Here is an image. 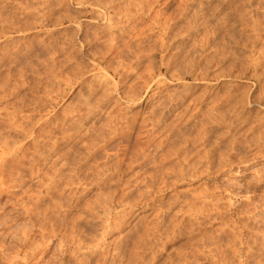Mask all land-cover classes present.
<instances>
[{"label":"rangeland","instance_id":"374dc122","mask_svg":"<svg viewBox=\"0 0 264 264\" xmlns=\"http://www.w3.org/2000/svg\"><path fill=\"white\" fill-rule=\"evenodd\" d=\"M146 1L147 0H145V2ZM217 1L218 0H148L149 3H144L147 6L144 5L141 16L134 17L135 19L132 21L135 23L134 25L137 24L136 28L138 27L137 29L140 30V33L142 34L143 32V37L139 35V39L140 41L142 38L143 40L145 39L142 41L145 42V44L143 43L144 45L142 44V46L141 43H139L142 47L139 45L134 54L131 51L129 53L128 48H126L128 51L124 49L125 52L123 51V55H117V51L114 50L109 55L115 57L117 62L112 60L114 59L113 57L110 58L111 56H108V59L106 58L103 62L101 61V63H99V60H101L99 55L101 52L99 53V51L102 50V52H106V49H101L102 46V48H106V46H104L100 39L103 33H105L103 31V26L106 23V19L96 15L97 11H101L98 8L92 5L90 6V4L87 3L84 4L79 1L78 3L75 0H0V32H2V30L5 33L7 32L6 34L0 33V60L2 61H0V87H3V81L1 80L4 79L6 83L5 90L7 89V91H9H5L7 94L5 99L11 94L7 98L9 100L7 104L11 102V105L8 106L12 111L7 109L8 111H15L14 113H17V110L20 109L18 106L23 102L24 104H22L25 105V107L21 104L23 107L22 113L31 115L32 113L38 112V114L36 113L37 115L41 114L39 118L36 114L33 116V118L35 116L37 117L38 124L42 123L44 119L46 120L54 115L56 116V114V118L61 120L60 117L67 118L68 116H72V113L76 114L75 111L78 110L77 107L79 108V105H81L79 103H83L87 98L88 89L94 84L96 78L100 77L106 79L107 86H103V89L106 90L104 94L108 96L104 98L105 95H102L104 99L101 98L100 100L102 107L105 105L104 109L101 108L106 113H102L103 115L101 114V116L99 115L100 120L98 117L93 121L94 123L92 122L94 127L96 126L94 128L96 132L97 130H102L104 132L105 140H103L104 142L100 141L98 143L100 149L95 152L94 155L96 156L95 159L101 161H99L100 163L106 162L112 164L113 162V164H117L118 169L116 172L114 171L113 179L111 178L107 183L98 188L93 186L89 187V190L87 189L77 202L78 205L76 204L74 207L71 206L68 209L69 212L66 211L68 212L66 214L68 216L67 219L70 217H78V215L83 213L82 211L85 203L87 204L89 201L92 202L93 200L95 202L103 197L105 198V196L102 197V195H106L107 192L108 195L112 194L115 198L120 194L128 193L124 195L126 199L125 206L120 209L122 211L120 213L121 216L118 215L115 218V221L117 220L118 223L117 221L113 223L116 226H108L114 219H106L107 221L103 222L105 218L103 220L101 216L98 217L99 219L93 216L90 219L93 220L94 223H97L96 226L98 227V230L95 229V231H93V229L89 228L90 226L87 227V224L81 221L83 222L82 225L84 229L88 232L90 231L88 233L90 235H87L88 239L90 240L91 237L90 241L95 244V248L97 247V249H99H96L98 253L95 252L92 258L93 262H95V258V260L98 258V260H101L103 258L106 260L105 264H112L114 262L115 264H207L210 260V264L214 262H216L214 264H264V252H261L264 248L260 246L264 243V240H262V238H264V236H262L264 235V221H262L264 220V218H262L264 217V212H262L264 211V181H261L264 180V174H262L264 173V124H262L264 123V105L260 107L256 105V101L260 99L256 100L254 103V100L259 97L256 95L260 94V90L257 82L251 77L252 71L246 59L245 47L241 44L245 41L243 38L244 35L240 32H237V34L235 30H230L232 26L220 29V25L218 24L209 25L210 27H208L210 29L207 27L206 30L208 31L200 33L199 35L201 36L196 35L195 37L198 36L197 38H187L183 34L187 32L185 27L189 26L187 22L191 20V17H200L202 12L208 9L209 4H216L215 2ZM181 2L184 4L182 5ZM236 2L240 4L247 2L249 4L247 9L249 11L252 10L254 14L264 12V0H236ZM48 5H52L53 9L51 12L54 13H51L50 21L45 23L44 26L38 23V19L35 20V17L31 18V16H29L33 11H39L40 7L43 10ZM124 6L126 7V2H124L123 7ZM147 7L150 12L147 10ZM129 8L131 11L134 9L133 7ZM197 9H200V11ZM134 12L136 13L137 11L133 10L131 13ZM147 12H149V15ZM158 12L163 13L162 15H164V17L161 14L160 16ZM198 13L201 14L199 15ZM146 15L148 17H146ZM151 15L154 17L151 18ZM167 15L170 19L172 17L176 19L177 17V25H175L174 29L170 32L171 34L168 33V35L160 37L157 30L161 27V23L167 18ZM170 15L172 16L170 17ZM58 16H62L60 21H56ZM179 18H182L184 21L181 22ZM175 19L173 20L175 21ZM32 22H34L35 25L34 23L32 24ZM30 23L33 25L31 26L32 28L30 27ZM121 25L126 28L125 33L127 35V28L129 29L127 26L128 24H124L123 22ZM153 25L155 26L153 27ZM177 30H179V32H177ZM129 31L127 37L124 35L125 33L123 34L125 40L122 36L125 43L126 39H130L129 34L130 36L132 34V29H129ZM171 35L175 36L171 38ZM238 36H240L241 39ZM96 37H100L99 40L98 38L95 39ZM158 37L163 41L161 48L159 47L160 38L158 39ZM122 38L120 37L121 41L118 38V44H122ZM132 40L130 39V42H132ZM124 41L123 44L125 46ZM65 43L68 44L66 45ZM247 46L249 47V43H247ZM119 50L122 51V48ZM46 51H48V53ZM66 52L69 53L67 54ZM136 55L139 56V62H137V59L134 57ZM138 56H136V58H138ZM67 57H69L70 60L67 59ZM49 58L51 62L52 59L56 60V73H53V76H55L53 78L49 76L50 74H47L48 68L46 67V63L49 61ZM109 58L111 59L110 62L112 65H110L108 61ZM66 60L70 62L68 61L67 63ZM127 61L129 63H127ZM191 61L195 62V64ZM51 62H48V64ZM120 62H122V64ZM190 62L192 63L191 65L188 64ZM202 62H207L206 64L208 66ZM77 63V66L83 73L81 77H77L73 74V68H75L73 65ZM161 63L163 64L161 65ZM108 64L110 66H108ZM196 64H198V66H196ZM49 65L51 66L52 64ZM58 66L59 69H57ZM112 66H114V68ZM199 67L201 70H198L200 69ZM117 69L118 71L119 69L120 71H124L125 69L124 72L128 75L124 74L121 78L118 77L116 74L118 72ZM203 74L206 76H202ZM214 74L218 76L215 75L216 77H214ZM201 76L205 77V79L201 78ZM47 78L50 79L48 80ZM95 87H97L96 83ZM229 92H232L234 95L237 94V96L242 94L244 97L243 107L241 108L242 112H244L242 114L244 115L241 118L239 117L241 120L239 118H234L236 116H234L235 114L232 112V106L230 108L231 104L228 105L229 103L225 100L226 97L228 98ZM99 94L97 93V95ZM16 95L22 99L16 97ZM105 99L106 101H104ZM13 100H16V104H20L15 107V104H12L15 103ZM105 103H110V105H106ZM29 109H33L35 112ZM28 110L30 112H28ZM103 110L101 112H103ZM108 113L110 116L108 117L109 121L107 118H104V114L107 115ZM245 115L247 118L244 117ZM218 116L222 119V125L220 123L221 119ZM80 117L82 121L84 116ZM235 119L238 123L234 121ZM35 121L37 120H33L34 123ZM228 121H231V123L233 122V124L230 122L228 123ZM82 122H84V120ZM248 122L252 123V125L260 123L262 127H260L259 130V128L254 126L253 130H249L246 127V123ZM152 123H154L156 127L152 126ZM38 124H34V126ZM234 124H238V126L236 125L237 127H235ZM239 124H242V126ZM203 128L205 129L203 130ZM29 139V137H26L25 142L29 141ZM203 140L206 141L204 142ZM166 153L168 156L165 155ZM188 154L194 159L189 157ZM187 155L189 157L187 158L188 160L186 159ZM185 159L186 161L184 162ZM91 160H94V157H91ZM175 162H177L178 165L182 163L183 166L187 168L188 165H190L189 167H192L194 172L189 168L190 170L188 169L185 171L183 176L175 181L174 185L168 184L167 186H162V180L167 181L173 176V170L179 167ZM187 162H189L188 165L186 164ZM175 166L178 167L175 168ZM201 166L204 167L202 168ZM168 175L172 176L167 177ZM170 179L168 181H170ZM84 180L82 181L86 182L87 179ZM82 181L79 184L80 186L78 185L79 187L85 186V183L83 184ZM145 183H147L148 187ZM157 185H160V188ZM194 195L196 197H194ZM11 199L5 195L0 196V214L5 216L0 215V220H5L6 217L8 218L6 220L10 218L12 220L10 223L11 228H8L9 230L6 236L0 237V244L5 243V247H7L6 245L8 244V250L6 252L5 249V253L8 254L9 251V256L10 254L14 255L12 252L16 249L15 244L18 243H15L14 240L16 239V241L21 242L22 236H19L21 231L23 232L25 228H27L25 232L29 233V235L32 231H35L34 228L32 230L26 216L22 215L20 209L17 210L18 206L12 204L13 200ZM206 210L209 211L205 212ZM254 213L258 218L253 216ZM217 214H219V216ZM203 216L208 218H203ZM247 217L249 222H246L248 221ZM241 221H244L243 223H247L250 227L254 228H252L253 233L249 235V241H253L248 243V247L250 246L249 249L251 251L248 247H246L247 249L244 248V250L248 252L246 253V257L240 254L238 255V253H236V255L233 254L234 252L231 250V247H229V240L227 241V239H230V229L233 230L232 227L237 226L234 227V229L236 228L237 230L243 229L240 225ZM102 222L104 223V225H102L103 227L100 226ZM230 224L234 225L231 227ZM29 225L30 227H27ZM224 225H227L225 227L226 229H224ZM107 226L110 230L106 228ZM229 226L230 228H228ZM219 227L220 229H218ZM221 228L223 230H221ZM29 230L32 231L30 232ZM219 230L221 232L223 231V234L220 233ZM224 230L228 231L225 232ZM1 231L3 230L0 229V232ZM215 232H219L220 240L217 238L218 234ZM35 234L36 232L32 234V237L34 239L36 238L37 242H40V240L38 241V239H40L38 233L36 236ZM92 234L93 237H99L96 239L95 237L92 238ZM17 238L20 240H17ZM216 238L219 241L216 240ZM45 239L48 240V238ZM93 239L95 242H93ZM214 240L215 243H213ZM244 240L245 238L240 241L238 240L239 244L243 247L245 245ZM57 241L56 238L52 241L49 240V245L43 252V261H41L40 264H75L74 262H76V260L72 256H68L66 253H62V251L58 250L59 245H57ZM118 241L122 242V246L120 248L121 250H119L120 255L117 256V251L115 252L114 249ZM205 242L208 243L207 245L209 246L208 260L204 259L203 254L205 252V244L203 243ZM42 246L43 245H41V247ZM214 246H218L217 248H219L217 249V255L214 254ZM228 248L230 251H228ZM210 249L213 252L212 257L210 256ZM71 251L76 252L73 249H71ZM29 252L30 250L28 253ZM248 255L251 256L249 257ZM214 256L217 257L215 258ZM257 257L262 258L258 260ZM3 260V257H0V264H5ZM93 262L92 264H94Z\"/></svg>","mask_w":264,"mask_h":264},{"label":"bare ground","instance_id":"6f19581e","mask_svg":"<svg viewBox=\"0 0 264 264\" xmlns=\"http://www.w3.org/2000/svg\"><path fill=\"white\" fill-rule=\"evenodd\" d=\"M76 2H80V3H87L90 4V6H94L96 8H98L101 11H97L96 15L98 17H103V19H106V23L103 26V31L105 33H103V35L101 36V40L104 44V46H106V48H102L101 49H106V52H102L99 51V53L101 52L100 55V59L99 63H101V61L103 62L108 56L110 57L112 53V51H117V55L119 54H124V49L126 50V48H128L129 53L130 51L133 52V54L136 52V50L139 47V43H141V45L145 42L143 38L140 41L139 39V35L142 36V34L140 33V30H138L136 28V25H134L135 23H133L132 21L136 18L141 16V14L143 13V9H144V5L147 6L146 2H148V0L145 2V0H75ZM216 1V0H215ZM74 2V1H73ZM78 2V3H79ZM124 2H126V7H123ZM187 2V1H186ZM190 2V1H189ZM214 2V1H212ZM31 3V2H30ZM35 3V2H34ZM57 3V2H56ZM146 3V4H144ZM149 3V2H148ZM211 3V2H210ZM216 4H209L208 9L205 10V12H202V15L198 18L197 17H191V20H188L187 23H189V26L185 27L187 29V32L183 33L187 38H191V37H195L196 35H199L200 33H204V31H208L206 30L207 27L211 24H218L220 25V29H225L227 26H232V28L230 30H235V32H240L241 34H243V38L245 39V41H243L241 44H243V46L245 47V54H246V59L248 61V64L251 68V77L257 82V85L259 87L260 90V94L256 95L258 98L254 100V103L256 100L257 103L256 105L258 107H260L261 105H264V12L260 13V14H254L252 12V10H248V6L249 4L247 2H243V3H238L236 2V0H218L217 2H215ZM182 4V2H181ZM184 4V3H183ZM182 4V5H183ZM192 4V3H191ZM200 4V3H199ZM198 4V5H199ZM24 5V4H23ZM33 5V4H32ZM53 5V4H52ZM52 5H48L45 9H39V11L37 10L36 12H32L31 18L35 17V20L38 19V23L40 25H43L45 23H47L48 21H50V16H51V11H52ZM189 6V5H188ZM3 7V6H2ZM58 7V6H57ZM129 7H133L134 11H137L136 13H131L133 12V10L131 11ZM196 7V6H195ZM35 8V7H34ZM44 8V7H43ZM56 8V7H55ZM185 8V7H184ZM146 9V8H145ZM151 9V6H150ZM147 10L148 7H147ZM146 10V11H147ZM200 11V9H197ZM4 11V10H3ZM54 11V10H53ZM198 11V12H199ZM254 11V10H253ZM150 12V10H149ZM149 12L148 15H149ZM30 13V11H29ZM54 13V12H53ZM52 13V14H53ZM87 13V12H86ZM159 13V12H158ZM175 13V12H174ZM27 14V13H26ZM58 14V12H57ZM102 14V15H101ZM152 14V13H151ZM162 15L163 13H159V15ZM166 14V13H165ZM199 15L201 13H198ZM23 15V14H22ZM138 15V16H135ZM160 15V16H161ZM179 15V14H178ZM63 16V15H62ZM61 16V17H62ZM164 17V15H162ZM172 15H170L171 17ZM182 16V15H181ZM190 16V15H189ZM13 17V16H12ZM60 16H58L56 21H60ZM67 17V16H66ZM135 17V18H134ZM144 17V16H142ZM146 17H148L146 15ZM150 17V16H149ZM154 17L153 15H151V18ZM159 17V16H158ZM166 17V16H165ZM184 17L186 18V16L184 15ZM18 18V17H17ZM25 18V16H24ZM160 18V17H159ZM168 18V19H167ZM164 19V21H162L161 23V27L157 30L158 31V35L161 36H165L168 35V33H170L175 25H177L176 20L178 19L176 17L173 18L175 19V21L171 18L168 17ZM189 18V17H188ZM187 18V19H188ZM19 19V18H18ZM154 19V18H153ZM182 21H184L182 18H179ZM190 19V18H189ZM34 20V19H33ZM152 20V19H151ZM140 21V20H139ZM173 21V22H172ZM187 21V20H186ZM37 22V21H35ZM128 24L127 26L129 27V29H132V34L129 37L132 40V42H129L126 39V43H125V37L123 36V34L126 32V28L124 26L121 25V23L123 24ZM126 22V23H125ZM26 23V21H25ZM29 23V22H28ZM34 22H32L33 24ZM38 24V25H39ZM35 25V23H34ZM184 25V23H183ZM193 25V26H192ZM33 26L30 23V27ZM99 26V25H98ZM155 25H153L154 27ZM181 26V25H180ZM212 26V25H211ZM140 27V26H139ZM147 27V26H146ZM210 27V26H209ZM208 27V28H209ZM32 28V27H31ZM100 28V27H99ZM156 28V27H155ZM184 28V29H185ZM129 29L127 28L128 33L130 32ZM143 29V28H142ZM210 29V28H209ZM212 29V28H211ZM152 30V29H151ZM215 30V29H214ZM217 30V29H216ZM144 31V30H141ZM185 31V30H184ZM100 32V31H99ZM148 32V31H147ZM177 32H179V30H177ZM214 32V31H213ZM219 32V31H218ZM1 34L5 32H0ZM128 33L126 35V33L124 34L126 37L128 36ZM171 34V33H170ZM182 34V35H183ZM238 34V33H237ZM144 35V34H143ZM211 35V34H210ZM221 35V34H220ZM225 35V34H224ZM231 35V34H230ZM229 35V36H230ZM233 35V34H232ZM236 35V34H235ZM87 36V35H86ZM122 36L124 37V40L122 38ZM146 36V34H145ZM149 36V35H148ZM172 36V35H171ZM175 36V35H174ZM174 36H172L171 38H173ZM179 36V35H178ZM201 36V35H199ZM205 36V35H204ZM120 37L122 38V44L123 41L125 43L121 45L118 44V38L121 41ZM128 37V38H129ZM143 37V36H142ZM158 37V39L160 38ZM198 37V36H197ZM195 37V38H197ZM206 37V36H205ZM228 37V36H227ZM233 37V36H232ZM240 37V36H238ZM98 37H96L95 39H97ZM98 38V40H99ZM145 38V37H144ZM149 38V37H146ZM207 38V37H206ZM156 39V40H158ZM194 39V38H193ZM233 39V38H232ZM241 39V37H240ZM42 40V39H41ZM97 40V41H98ZM154 40V39H153ZM162 39L160 38L159 43H160V48L161 45L163 44V41H161ZM167 40V39H166ZM172 40V39H171ZM195 40V39H194ZM202 40V39H201ZM150 41V40H148ZM44 42V41H43ZM158 42V41H157ZM150 43V42H149ZM226 43V42H225ZM228 43V40H227ZM247 43H249V47L247 46ZM43 44V43H42ZM66 44V43H65ZM68 44V43H67ZM66 44V45H67ZM143 44V45H144ZM231 44V43H229ZM234 44V43H232ZM240 44V43H239ZM62 45V44H61ZM64 45V44H63ZM122 48V51L119 50L120 48ZM140 45V47H142ZM47 46V45H46ZM57 46V45H56ZM122 46V47H121ZM155 46V45H154ZM153 46V47H154ZM223 46V44H222ZM241 46V45H240ZM63 47V46H62ZM65 47V46H64ZM125 47V48H123ZM148 47V46H146ZM49 48V47H48ZM56 48V47H55ZM71 48V47H68ZM241 48V47H240ZM51 49V48H50ZM131 49V50H130ZM142 49V48H141ZM150 49V48H149ZM176 49V48H175ZM243 49V48H242ZM126 50V51H128ZM156 50V49H155ZM212 50V49H211ZM49 51V49H48ZM48 51H46L48 53ZM57 51V49H56ZM55 51V53H56ZM124 51V52H123ZM140 51V50H138ZM145 51V50H143ZM152 51V50H151ZM64 52V51H63ZM123 52V53H121ZM153 52V51H152ZM239 52V51H237ZM243 52V51H242ZM54 53V54H55ZM67 54L69 52H66ZM116 53V52H113ZM140 53V52H139ZM143 53V52H142ZM149 53V52H148ZM204 53V51H203ZM51 54V53H50ZM132 54V53H131ZM138 54V53H137ZM241 54V53H240ZM244 54V52H243ZM70 55V54H69ZM126 55V54H125ZM140 55V54H139ZM143 55V54H142ZM147 55V54H146ZM203 55V54H202ZM60 56V55H59ZM68 56V55H67ZM132 56V55H131ZM138 56V55H136ZM136 61L139 62V56ZM152 56V55H151ZM150 56V57H151ZM175 56V55H174ZM205 56V55H204ZM238 56V55H237ZM241 56V55H240ZM48 57V56H47ZM52 57V56H51ZM57 57V56H56ZM55 57V58H56ZM75 57V56H74ZM113 56H111L110 58H112ZM141 57V55H140ZM143 57V56H142ZM146 57V56H145ZM149 57V56H148ZM239 57V56H238ZM15 58V57H14ZM63 58V57H62ZM76 58V57H75ZM109 58V62L110 59ZM114 59H112L113 61L115 59V57H113ZM132 58V57H131ZM190 58V57H189ZM202 58V57H201ZM240 58V57H239ZM33 59V58H32ZM40 59V58H39ZM57 59V58H56ZM67 59L70 60L69 57H67ZM99 59V58H98ZM108 59V58H107ZM199 59V58H198ZM238 59V58H237ZM29 60V59H28ZM47 60V59H46ZM45 60V61H46ZM48 62L50 61V58L48 59ZM61 60V59H60ZM69 60H66V62L68 63ZM121 60V59H120ZM129 60V59H127ZM132 60V59H131ZM169 60V59H167ZM1 61V60H0ZM59 61V60H58ZM57 61V62H58ZM107 61V60H106ZM112 61V62H113ZM124 61V60H123ZM152 61V60H151ZM222 61V60H221ZM2 62V61H1ZM20 62V61H19ZM39 62V61H38ZM43 62V61H42ZM47 64V74L49 76H53V73H56L55 68H56V60L52 59V62L49 64H52L51 66ZM70 62V61H69ZM77 62V61H76ZM125 62V61H124ZM131 62V61H130ZM147 62V61H146ZM192 62V61H191ZM188 63V64H195V62L192 63ZM108 63V62H107ZM122 64V62H120ZM127 63H129L127 61ZM134 63V62H133ZM143 63V62H142ZM185 63V62H184ZM203 63V62H202ZM205 63V62H204ZM203 63V64H204ZM207 63V62H206ZM205 63V64H206ZM31 64V63H30ZM59 64V62H58ZM65 64V63H64ZM75 64V63H74ZM120 64V65H121ZM163 63H161L162 65ZM168 64V63H167ZM187 64V65H188ZM45 65V64H44ZM62 65V64H61ZM71 65V64H70ZM78 63L75 66V68H73V74H75L77 77L78 76H82V72L80 70V68L77 66ZM110 65L111 62H110ZM108 64V66H110ZM116 65V64H115ZM114 65V66H115ZM130 65V64H129ZM169 65V64H168ZM189 65V66H190ZM207 65V64H206ZM26 66V65H25ZM34 66V65H33ZM63 66V65H62ZM114 66H112L114 68ZM118 66V65H117ZM123 66V65H121ZM135 66V65H134ZM193 66V65H192ZM196 66H198V64H196ZM200 66V65H199ZM208 66V65H207ZM40 67V66H39ZM45 67V66H44ZM137 67V66H136ZM146 67V65H145ZM169 67V66H168ZM194 67V66H193ZM205 67V66H204ZM31 68V67H30ZM43 68V66H42ZM41 68V69H42ZM117 68V67H115ZM132 68V67H131ZM147 68V67H146ZM200 68V67H199ZM202 68V66H201ZM198 69V70H201ZM57 69H59V66L57 67ZM56 69V70H57ZM72 69V68H71ZM121 69V68H120ZM118 71L117 69V76L118 77H122L125 74V69L124 71ZM123 69V67H122ZM130 69V68H129ZM206 69V68H205ZM83 70V69H82ZM167 70V69H166ZM226 70V69H225ZM232 70V69H231ZM127 71V70H126ZM139 71V70H138ZM173 71V70H172ZM179 71V70H178ZM191 71V70H190ZM210 71V70H209ZM220 71V70H219ZM30 72V71H29ZM44 72V71H43ZM85 72V71H84ZM203 72V71H202ZM207 72V71H206ZM245 72V71H244ZM128 73V72H126ZM214 73V72H213ZM229 73V72H228ZM88 74V73H87ZM202 74V73H201ZM219 74V73H218ZM225 74V73H224ZM234 74V73H233ZM232 74V75H233ZM238 74V73H237ZM38 75V74H37ZM36 75V76H37ZM46 75V73H45ZM47 75V76H48ZM56 75V74H54ZM128 75V74H125ZM205 74H203L202 76H204ZM218 76L217 74H214V77ZM220 75V74H219ZM227 75V74H226ZM243 75V74H242ZM241 75V76H242ZM6 76V75H5ZM199 76V75H198ZM204 78L205 77H202ZM206 76V75H205ZM209 76V75H208ZM221 76V75H220ZM238 76V75H237ZM65 77V76H64ZM63 77V78H64ZM99 77V76H98ZM194 77V76H193ZM210 77V76H209ZM206 77V78H209ZM45 78V77H44ZM51 78V77H50ZM49 78V79H50ZM145 78V77H144ZM200 78V79H201ZM3 79V77H2ZM48 79V78H47ZM48 79V80H49ZM55 79V78H54ZM85 79V78H84ZM95 79V78H94ZM123 79V78H122ZM198 79V78H197ZM203 79V80H204ZM241 79V78H240ZM10 80V79H9ZM20 80V79H19ZM36 80V79H35ZM38 80V79H37ZM68 80V79H67ZM199 80V79H198ZM209 80V79H208ZM3 81V87H0V196H7L10 197L11 200H13L12 204H15L17 207V210L20 209V211L22 212V215L26 216L27 220H29V224L32 227V230L34 228L35 231H30L31 234L29 235V233H26L25 230L27 228H25V230L22 232L21 234H19V236L21 235V242L16 241V239L14 240L16 245V249L12 252L14 253V255L9 256V251L8 254L5 253V249L6 252L8 250V244L6 245L7 247H5V243H1L0 244V257H3V261H5V264H40L41 261H43L42 259V255L43 252L46 250V247H48L49 245V240L52 241L53 239L56 238V240H58V250L62 251V253H66V255H70L72 256L76 262H74L75 264H92L93 260V256L95 255V252L97 247L95 248V244H93L90 240L88 239L87 235L89 232L87 230L84 229L82 223L85 222V224H87V227L90 226V229H93V231H95V229L98 230V227L96 226L97 223H94L93 220H91L90 218L95 216L96 218H98L99 216L103 217V220L105 218L106 219H114L111 223H109V227L110 225L114 226L116 221L115 218L120 215V213L122 212L120 209L123 208L125 206V197L124 195L126 194H120L118 195V197H114L112 194L108 195V192L106 195H102L105 196V198H101L98 201H93L89 203H85L84 205V209H83V213H81V215H78V217H70L67 219V213L69 212L68 209L71 206H75L77 204V202L80 200V198L82 197V195H84L83 193L88 189L89 187L93 186V187H100L103 184L107 183L113 176H114V171L116 172V170L118 169L117 164H108L106 162H102L100 163L97 159H95V152H97L100 149V145H98V143L104 142L103 140H105V135L104 132L102 130H97V132L95 131L96 129H94V120L96 118H98L100 120V116L102 113H106L103 109L104 106L102 107L101 105V98L102 95H105L104 92L106 90H104L103 88L105 86H107L106 83V79L105 78H96L94 81V84H92L89 89H88V93H87V98L84 100L83 103H79L81 105H79L80 107L77 109L75 112L76 114L72 113V116H68L67 118H63L60 117L61 120L57 119L56 116L54 115L53 117L47 118L46 120L44 119V121H42V123H39L41 125L38 124V119L40 115H37L38 112H35L33 109H29L30 111H34L35 113H32L31 115L27 116L25 113H22V105L23 104L19 101L20 104L18 106V104H16V100L14 101L15 103H12L13 105L15 104V107H19L20 109L17 110V113L14 112H10L12 111L10 109V107L8 105H11L10 103L7 104L9 102V100L7 99L8 97L5 96L7 95L5 91H7L6 88V83L4 82L5 80H1ZM85 81V80H84ZM83 81V82H84ZM22 82V81H21ZM38 82V81H37ZM87 82V81H86ZM1 83V82H0ZM8 83V81H7ZM47 83V82H46ZM95 83L97 85V87H95ZM144 83V82H143ZM49 84V83H48ZM224 84V83H223ZM2 85V84H1ZM12 85V84H11ZM19 85V84H18ZM225 85V84H224ZM16 86V85H15ZM104 86V87H103ZM222 86V85H221ZM227 86V85H226ZM229 86V85H228ZM231 86V85H230ZM95 87V88H94ZM3 88V89H2ZM18 88V87H17ZM20 88V87H19ZM225 88V87H224ZM245 88V87H244ZM9 89V88H8ZM11 89V88H10ZM15 89V88H14ZM233 89V88H232ZM247 89V88H246ZM20 90V89H19ZM42 90V89H41ZM24 91V90H23ZM4 92V93H3ZM9 92V91H7ZM100 92V94H99ZM228 92V91H225ZM243 92V91H242ZM30 93V92H29ZM97 93L99 95H97ZM107 93V92H106ZM109 94V93H107ZM235 94V91H234ZM232 94V92L228 93V98L226 97V101L229 103L228 105H230V108L232 106V109L234 112V118H241L243 117L244 112H242V107H243V102H244V97L242 96V94L239 96ZM247 94V93H246ZM4 95V96H3ZM18 95V94H17ZM16 95V97H18ZM46 95V93H45ZM97 95V96H96ZM13 96V95H12ZM105 95L104 98H106ZM226 96V95H224ZM255 96V98H256ZM14 97V96H13ZM21 98V97H18ZM27 98V97H26ZM30 98V97H29ZM96 98V100H95ZM100 98V99H99ZM102 98V99H104ZM15 99V98H12ZM17 99V98H16ZM22 99V98H21ZM25 99V98H24ZM94 99V101H93ZM111 99V98H110ZM133 99V98H132ZM250 99V98H249ZM252 99V98H251ZM8 100V101H7ZM32 100V99H31ZM37 100V99H36ZM181 100V99H180ZM219 100V99H218ZM252 100V102H253ZM23 101V100H22ZM39 101V100H38ZM103 101V100H102ZM106 101V99L104 100ZM37 102V101H36ZM35 102V104H36ZM108 102V99H107ZM110 102V100H109ZM174 102V101H173ZM34 103V101H33ZM40 103V101H39ZM156 103V102H155ZM165 103V102H164ZM28 104V102H27ZM26 104V106H27ZM106 105H110V103H105ZM215 104V103H214ZM224 104V103H223ZM12 105V106H13ZM30 105V104H29ZM28 105V106H29ZM41 105V104H40ZM220 105V104H219ZM226 105V106H228ZM25 107V105H23ZM214 106V105H213ZM245 106V105H244ZM9 107V108H8ZM38 107V105H37ZM36 107V108H37ZM103 109H102V108ZM118 107V106H117ZM7 109H10V111H8ZM109 109V108H108ZM168 109V108H167ZM229 109V108H228ZM231 109V110H232ZM28 110V112H30ZM39 110V109H38ZM47 110V109H46ZM103 110V112H101ZM196 110V109H195ZM230 110V111H231ZM107 111V110H106ZM116 111V110H115ZM159 111V110H158ZM224 111V110H223ZM245 111V110H244ZM68 112V111H67ZM37 113V114H36ZM44 113V111H43ZM63 113V112H62ZM71 113V112H70ZM67 113V114H70ZM115 113V112H114ZM30 114V113H29ZM34 114L37 115V117L33 118ZM65 114V113H64ZM63 114V115H64ZM66 114V116H67ZM74 114V115H73ZM232 114V113H231ZM229 114V115H231ZM61 115V114H60ZM100 115V116H99ZM103 115V114H102ZM105 117L107 118L110 117L109 113L106 115L104 114ZM111 115V114H110ZM121 115V114H120ZM209 115V114H208ZM248 115V114H247ZM80 116H84L82 119V121L84 120V122L81 121V117ZM107 116V117H106ZM125 116V115H124ZM214 116V115H213ZM103 117V116H102ZM162 117V116H161ZM219 117V116H218ZM222 117V116H221ZM233 117V116H231ZM246 117V115L244 116ZM56 118V119H55ZM150 118V117H149ZM220 118V117H219ZM223 118V117H222ZM226 118V117H225ZM239 118V119H240ZM247 118V117H246ZM245 118V119H246ZM37 120L35 121V123L33 122V120ZM111 119V118H110ZM119 119V118H118ZM212 119V118H211ZM221 119V118H220ZM224 119V118H223ZM255 119V118H254ZM41 120V119H40ZM81 122H80V121ZM98 120V122H99ZM117 120V119H116ZM158 120V119H157ZM231 120V119H229ZM241 120V119H240ZM109 121V119H108ZM152 121V120H151ZM156 121V120H155ZM211 121V120H210ZM216 121V120H215ZM225 121V120H224ZM234 121L237 122V120L235 119ZM254 121V120H253ZM257 121V120H256ZM40 122V121H39ZM93 122V123H92ZM154 122V121H153ZM157 122V121H156ZM218 122V121H216ZM231 123V121H228V123ZM242 122V121H241ZM243 122L245 124L244 118H243ZM91 123V124H90ZM159 123V122H158ZM221 125H222V119L220 121ZM224 123V122H223ZM235 123V122H234ZM262 123V122H261ZM33 124V125H32ZM34 124H38L36 126H34ZM98 124V123H97ZM152 123V126L156 127V125ZM186 124V123H185ZM233 124V122L231 123ZM264 124V123H262ZM113 125V124H112ZM204 125V124H203ZM226 125V124H225ZM235 125V124H234ZM233 125V127H234ZM238 126V124H236ZM235 125V127H237ZM240 125V124H239ZM205 126V125H204ZM242 126V124L240 125ZM257 127L260 130V127H262V125L260 123L254 124L252 125V123L248 122L246 123V127L250 130L253 128ZM153 127V128H154ZM200 127V126H199ZM217 127V126H216ZM215 127V128H216ZM232 127V126H231ZM234 127V128H235ZM244 127V126H243ZM114 128V127H113ZM162 128V127H161ZM214 128V129H215ZM241 128V127H240ZM145 129V128H144ZM205 128H203L204 130ZM138 130V129H137ZM207 130V127H206ZM205 130V131H206ZM248 130V131H249ZM99 131V132H98ZM144 131V130H143ZM167 131V130H166ZM200 131V129H199ZM202 131V130H201ZM257 131V130H256ZM153 132V130H152ZM180 132V131H179ZM207 132V131H206ZM262 132V131H261ZM56 133V134H55ZM234 133V132H233ZM236 133V132H235ZM242 133V132H241ZM244 133V132H243ZM212 134V133H211ZM254 134V133H253ZM109 135V134H108ZM182 135V134H181ZM203 136V135H202ZM207 136V135H206ZM245 136V135H244ZM258 136V135H257ZM29 137V141L25 142V138ZM109 137V136H108ZM144 137V136H143ZM236 138V137H235ZM150 139V138H149ZM205 139V138H204ZM206 139L208 140V138L206 137ZM238 139V138H237ZM244 139V138H243ZM204 141V140H203ZM206 141V140H205ZM204 141V142H205ZM214 141V140H213ZM254 144V143H253ZM102 145V144H101ZM103 147V146H102ZM143 148V147H142ZM115 149V148H114ZM138 149V147H137ZM193 151V150H192ZM103 153V152H102ZM196 153V152H195ZM190 154V153H189ZM188 154V155H189ZM197 154V153H196ZM102 155V154H101ZM158 155V154H157ZM166 156L167 153L165 154ZM192 157L189 155V157ZM91 157H94V160H91ZM103 157V155H102ZM109 157V156H107ZM170 157V156H169ZM197 157V156H196ZM203 157V156H201ZM130 158V157H129ZM183 158V157H182ZM181 158V159H182ZM193 158V157H192ZM93 159V158H92ZM99 159V158H98ZM180 159V160H181ZM186 159L184 160V162L186 161ZM194 159V158H193ZM202 159V158H201ZM204 159V158H203ZM97 160V161H96ZM132 160V159H131ZM163 160V158H162ZM188 160V159H187ZM211 160V159H210ZM150 161V160H149ZM183 161V159H182ZM180 161V162H182ZM164 162V161H162ZM199 162V161H198ZM208 162V161H207ZM153 163V162H152ZM177 163V162H175ZM189 162H187L186 164L188 165ZM194 163V162H193ZM202 163V162H201ZM182 164V163H181ZM177 163V165L179 166H175L178 167L176 168V170H173V176L172 175H168L172 176L170 177V181H164L162 180L161 183H163L162 186H167L169 185H174L175 181H177L180 177L183 176V173L185 171H187L190 167V165H188V168L183 166V164L181 165ZM207 164V163H206ZM205 164V165H206ZM222 164V163H221ZM233 164V163H232ZM195 165V164H194ZM204 165V166H205ZM223 165V164H222ZM170 166V165H169ZM200 166V165H199ZM203 166V167H204ZM230 166V165H229ZM167 167V166H166ZM195 167V166H194ZM202 167V166H201ZM202 167V168H203ZM206 167V166H205ZM217 167V166H216ZM170 168V167H169ZM127 169V168H126ZM191 170L193 169L192 167L190 168ZM189 169V170H190ZM203 170V169H202ZM201 170V171H202ZM206 170V169H205ZM194 172V170H192ZM138 172V171H137ZM153 172V171H152ZM169 172V171H168ZM172 172V171H171ZM170 172V173H171ZM191 172V171H190ZM198 172V171H197ZM163 173V172H162ZM199 173V172H198ZM169 174V173H168ZM194 174V173H192ZM264 174V173H262ZM191 175V174H190ZM195 175V174H194ZM197 175V174H196ZM141 177V176H140ZM139 177V178H140ZM261 177V176H260ZM86 180V182H83L82 180ZM114 178V177H113ZM112 178V179H113ZM259 178V177H258ZM257 178V180H258ZM84 180V181H85ZM137 180V179H136ZM146 180V178H145ZM81 181L83 182V184L85 183V186H81L79 187ZM151 181V180H150ZM264 181V180H261ZM258 181V182H261ZM111 182V181H110ZM246 182V181H245ZM159 183V182H158ZM146 186L148 187L147 183H145ZM154 184V183H153ZM79 185V186H78ZM161 185V184H160ZM159 185V186H160ZM158 186V185H157ZM158 186V187H159ZM201 186V185H200ZM145 187V186H144ZM146 187V188H147ZM229 187V186H228ZM261 187V186H260ZM116 188V187H115ZM160 188V187H159ZM158 189V188H157ZM198 189V188H197ZM137 190V189H136ZM146 190V189H145ZM148 190V188H147ZM182 190V189H181ZM131 191V189H130ZM113 192V191H112ZM129 192V191H128ZM101 193V192H100ZM110 193V192H109ZM123 193V192H122ZM130 193V192H129ZM142 193V192H141ZM201 193V192H200ZM95 194V193H94ZM128 194V193H127ZM126 194V195H127ZM135 194V193H134ZM199 194V193H198ZM259 194V193H258ZM178 195V194H177ZM200 195V194H199ZM130 196V195H129ZM137 196V195H136ZM198 196V195H197ZM127 197V196H126ZM147 197V196H146ZM194 197H196L194 195ZM210 197V196H209ZM214 198V197H213ZM215 199V198H214ZM191 200V199H190ZM189 200V201H190ZM201 200V199H200ZM218 200V199H217ZM184 201V200H183ZM188 201V202H189ZM212 201V199H211ZM214 201V200H213ZM223 201V200H222ZM8 202V201H7ZM81 202V201H80ZM209 202V201H208ZM230 202V200H229ZM74 203V204H73ZM169 203V202H168ZM197 203V202H196ZM8 204V203H7ZM11 204V203H9ZM84 204V203H81ZM80 204V205H81ZM256 204V203H255ZM78 205V204H77ZM79 205V206H80ZM128 205V204H127ZM200 205V204H199ZM197 205V206H199ZM251 205V204H250ZM5 206V204H4ZM82 206V205H81ZM80 206V207H81ZM187 206V205H186ZM193 206V205H192ZM196 206V205H195ZM207 206V205H206ZM218 206V205H217ZM15 207V206H14ZM83 207V206H82ZM86 207V208H85ZM222 207V206H221ZM255 207V206H254ZM76 208V207H75ZM163 208V207H162ZM165 208V207H164ZM198 208V207H197ZM202 208V207H201ZM209 208V207H208ZM211 208V206H210ZM2 209V208H1ZM200 209V208H199ZM222 209V208H221ZM14 210V209H13ZM16 210V209H15ZM16 210V211H17ZM186 210V209H185ZM201 210V209H200ZM210 210V209H209ZM208 210V211H209ZM217 210V208H216ZM224 210V209H223ZM68 211V212H66ZM181 211V210H180ZM189 211V210H188ZM207 210L205 212H208ZM252 211V210H251ZM19 212V211H18ZM129 212V211H128ZM160 212V211H159ZM255 212V210H254ZM264 212V211H262ZM127 213V212H126ZM218 213V212H217ZM222 213V211H221ZM242 213V212H241ZM253 213V212H252ZM257 213V212H256ZM77 214V213H76ZM220 214V213H219ZM219 214H217L219 216ZM247 214V213H246ZM1 215V214H0ZM3 215V214H2ZM1 215V216H2ZM211 215V214H210ZM216 215V216H217ZM225 215V214H224ZM258 215V213H257ZM4 216V215H3ZM121 216V215H120ZM123 216V215H122ZM253 216L255 217L256 214L254 213ZM259 216V215H258ZM5 217V216H4ZM94 217V218H95ZM100 217V218H101ZM202 217V216H201ZM257 217V216H256ZM203 218H208L206 216H203ZM213 218V217H212ZM211 218V219H212ZM219 218V217H218ZM231 218V217H230ZM258 218V217H257ZM264 218V217H262ZM7 217L5 218V220H0V229H2L3 231L0 232V237H5L7 232H8V228H11V218L9 220ZM99 219V218H98ZM119 219V218H117ZM167 219V218H166ZM244 219V218H243ZM242 219V220H243ZM248 219V217H247ZM102 220V219H101ZM216 220V219H215ZM214 220V221H215ZM225 220V219H224ZM261 220V219H260ZM83 221V222H81ZM245 221V219H244ZM243 221V222H244ZM264 221V220H262ZM93 222V223H92ZM96 222V221H95ZM100 222V221H99ZM102 222V223H103ZM156 222V221H155ZM175 222V221H173ZM201 222V221H200ZM210 222V221H209ZM234 222V221H233ZM241 221V227L243 229L241 230H237L236 228L234 229V226L232 227V225L234 224H230L232 229H230V239H227V241L229 240V247H231V250L234 252L233 254L236 255V253H238V255L240 254L241 256L246 257V253H248L245 249H247L246 247H248V243H250L251 241H249V235L252 232V230L254 229L253 227H250L247 223H243ZM249 222V219L248 221ZM28 223V221H27ZM92 223V224H90ZM104 225V223L102 224ZM118 223V221H117ZM121 223V222H120ZM90 224V225H88ZM100 224V223H98ZM152 224V223H151ZM174 224V223H173ZM219 224V223H217ZM225 224V223H224ZM27 226V227H30ZM221 225V224H220ZM223 225V223H222ZM228 225V224H227ZM226 225V226H227ZM86 226V225H85ZM99 226V227H100ZM106 227L107 229L109 227ZM116 226V225H115ZM224 225V229H226V227ZM103 227V226H102ZM137 227V226H136ZM86 228V227H85ZM112 228V227H111ZM223 228V226H222ZM221 228V230H223ZM230 228V226L228 227ZM253 228V229H252ZM31 229V228H29ZM102 229V228H100ZM117 229V228H116ZM220 229V227L218 228ZM7 230V231H6ZM12 230V229H11ZM22 230V229H21ZM103 230V229H102ZM110 230V228H109ZM243 230V231H242ZM245 230V231H244ZM220 231V230H219ZM225 231V230H224ZM228 231V230H227ZM225 231V232H227ZM232 231V232H231ZM10 232V231H9ZM19 232V231H18ZM34 232H36V234L38 233V237H40V239H38V241L40 240V242H37L36 238L34 239L32 237V234H34ZM106 232V231H105ZM208 232V231H207ZM255 232V231H254ZM259 232V231H258ZM96 233V232H95ZM94 233V235H95ZM165 233V232H164ZM168 233V232H167ZM216 233V232H215ZM219 233V232H218ZM216 233V234H218ZM220 233L223 234V231ZM35 234V236H36ZM229 234V232H228ZM12 235V234H11ZM253 235V234H252ZM251 235V236H252ZM262 235V234H260ZM92 238L93 234L91 235ZM98 236V235H97ZM155 236V235H154ZM166 236V235H164ZM219 236V234H218ZM217 238H219L220 240V236ZM228 236V235H227ZM264 236V235H262ZM99 237V236H98ZM98 237H95L98 238ZM224 237V236H223ZM254 237V236H253ZM259 237V236H258ZM45 238H48V240H46ZM204 238V237H203ZM216 238V240H218ZM244 247L241 246L239 244V241L241 239H244ZM1 239V238H0ZM8 239V238H7ZM19 238H17L18 240ZM123 239V238H122ZM210 239V237H209ZM20 240V239H19ZM36 240V241H35ZM100 240V239H99ZM199 240V239H198ZM218 240V241H219ZM223 240V239H222ZM239 240V241H238ZM262 240H264V238H262ZM4 241V240H3ZM13 241V242H14ZM48 241V242H46ZM124 241V240H123ZM1 242V241H0ZM11 242V241H10ZM9 242V243H10ZM93 242L94 239H93ZM119 242V243H118ZM116 242L117 244L115 245V252L116 255H120V251L121 250V244L122 242L118 241ZM208 242V241H207ZM211 242V241H210ZM238 242V243H237ZM253 242V241H252ZM51 243V242H50ZM157 243V242H156ZM215 243V240L214 242ZM218 243V242H217ZM216 243V245H217ZM261 243V242H260ZM12 244V243H11ZM125 244V243H124ZM201 244V243H200ZM205 244V252L204 254V259L208 260V249L209 246L207 245L208 243H203ZM202 244V245H203ZM210 244V243H209ZM224 244V243H223ZM239 244V245H238ZM256 244V243H254ZM259 244V243H258ZM14 245V246H15ZM41 245H43L41 247ZM141 245V244H140ZM215 245V244H214ZM215 245V246H216ZM252 245V244H251ZM97 246V245H96ZM126 246V245H125ZM144 246V245H143ZM208 246V248H207ZM213 247V251L214 254L217 255L218 254V250L219 248L217 247ZM262 248H264V243H262L260 245ZM202 247V246H201ZM220 247V246H219ZM250 247V246H249ZM248 247V249H249ZM252 247V246H251ZM258 247V246H257ZM99 248V247H98ZM127 248V247H126ZM211 248V247H210ZM223 248V247H221ZM226 248V247H225ZM243 248V249H242ZM71 249H73L76 252H72ZM106 249V248H105ZM229 249V248H228ZM254 249V248H253ZM258 249V248H257ZM256 249V250H257ZM260 249V247H259ZM10 250V249H9ZM30 250V252L28 253V251ZM99 250V249H97ZM211 250V249H210ZM221 250V249H220ZM244 250V251H243ZM250 250V249H249ZM248 250V251H249ZM101 251V249H100ZM222 251V250H221ZM230 251V249L228 250ZM227 251V252H228ZM251 251V250H250ZM103 252V251H102ZM108 252V250H107ZM111 252V251H110ZM114 252V253H115ZM211 252V257L212 255V250ZM261 252H264V249H262ZM98 253V252H97ZM220 253V252H219ZM100 254V253H99ZM227 254V253H226ZM260 254V253H259ZM106 255V253H105ZM114 255V254H113ZM133 255V254H132ZM230 255V254H229ZM233 255V256H235ZM63 256V254H62ZM107 256V255H106ZM136 256V255H135ZM228 256V255H227ZM249 256V255H248ZM251 256V255H250ZM249 256V257H250ZM256 256V255H255ZM99 257V256H98ZM133 257V256H132ZM215 258L217 256H214ZM229 257V256H228ZM232 257V256H231ZM248 257V258H249ZM260 257V256H259ZM66 258V257H65ZM105 258V256H104ZM116 258V256H115ZM252 258V257H251ZM255 258V257H254ZM253 258V259H254ZM258 258V257H257ZM262 258V257H261ZM261 258H258V260H261ZM2 259V258H1ZM68 259V258H67ZM73 259V260H74ZM96 259V258H95ZM94 261L96 262L97 260ZM122 259V258H121ZM74 260V261H75ZM111 260V259H110ZM118 260V259H117ZM181 260V259H180ZM257 260V261H258ZM21 261V262H20ZM71 261V260H70ZM142 261V260H141ZM218 261V260H216ZM69 262V261H68ZM93 262L94 264H105L106 260H104L103 258L101 260H98L96 263ZM118 262V261H117ZM116 262V263H117ZM259 262V261H258ZM181 263V262H180ZM209 264L211 263V260L208 262ZM207 263V264H208ZM213 263V262H212ZM216 263V262H214ZM213 263V264H214ZM66 264V263H65ZM111 264V263H110ZM112 264H115L112 263ZM119 264V263H117ZM206 264V263H205ZM246 264V263H244Z\"/></svg>","mask_w":264,"mask_h":264}]
</instances>
